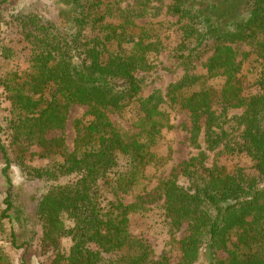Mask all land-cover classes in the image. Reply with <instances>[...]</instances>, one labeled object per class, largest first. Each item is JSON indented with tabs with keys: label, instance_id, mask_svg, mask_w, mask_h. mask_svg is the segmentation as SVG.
Wrapping results in <instances>:
<instances>
[{
	"label": "trees",
	"instance_id": "16d2710c",
	"mask_svg": "<svg viewBox=\"0 0 264 264\" xmlns=\"http://www.w3.org/2000/svg\"><path fill=\"white\" fill-rule=\"evenodd\" d=\"M59 1L57 16L42 19L16 11L18 0H0V30L17 29L27 45L17 54L0 43V90L11 115L0 125L7 187L0 227L6 219L12 224V247L28 251L38 239L43 254H54L52 264H264V70L255 93H247V55L241 60L234 48L247 44L264 61V0H170L167 13L178 17L185 40L194 44L178 58L193 63L212 46L207 78L223 85L220 94L213 88L188 94L201 79L186 71L166 96L146 99L140 76L153 69L152 54L159 51L146 28H134L166 0H133L120 10L118 24L106 21V11L99 15L93 0ZM74 105L87 107L90 119L75 122L70 150L65 131ZM177 108L190 117L194 145L201 149L202 139L209 152L244 155L255 173L210 166L202 149L157 188L137 195L156 161L152 148L174 128L170 110ZM230 109L242 113L229 118ZM126 110L135 112L134 134L112 119ZM35 160L55 165L26 166ZM14 163L46 183L32 197L34 218L15 189ZM156 204L175 246L159 257L131 229L132 217ZM65 238L72 243L66 252ZM0 264H12L1 248Z\"/></svg>",
	"mask_w": 264,
	"mask_h": 264
},
{
	"label": "rangeland",
	"instance_id": "374dc122",
	"mask_svg": "<svg viewBox=\"0 0 264 264\" xmlns=\"http://www.w3.org/2000/svg\"><path fill=\"white\" fill-rule=\"evenodd\" d=\"M93 1L96 4L94 9L99 12V15L106 11V21L112 24H118L121 22L120 10H126L133 2V0ZM170 5V0L160 3L158 5L161 8L160 12L148 19L139 20L136 22L138 26L134 28V33L141 32V27L143 29L146 28L151 33V37L155 44H157L159 51L157 54H152L153 69L140 76V79L143 81V91L140 97L146 99L155 92L160 93L162 96H166L169 87L172 84L180 82L186 71H189L191 75L198 76L201 79V81L188 90V94L200 91L204 88H213L218 94H220L223 79H208L207 70L205 68L208 59L213 54L212 46L205 48L203 52L200 53V58L196 59L193 63H184L178 58L185 46L192 49L194 44L185 40L181 31V26L183 24L180 23L178 17L167 13V8ZM61 8H63V5L59 0H18L16 11L24 12L26 14L35 13L42 19H50L57 16L59 9ZM16 32L18 33V30L15 28H4L2 31L0 30V43L3 40L4 44L12 47L14 52L21 54L27 45L23 39H20L21 42L19 41ZM234 48L238 52L241 60L244 55H247V58L243 62L242 74L244 84L246 88H248L246 89L247 93H255V86H257L259 76L262 70H264V61L260 60L254 52V49L247 44L234 45ZM0 64L2 65V61H0ZM215 108L221 113L222 109L220 104L215 105ZM87 112L88 108L85 106L74 105L71 108L69 121L65 131L67 145L70 150L73 149V143L77 136L74 124L78 120L88 121L90 118L88 117ZM170 113L171 122L174 128L172 130H165L157 145L152 148V152L156 156V161L151 164L148 169V176L141 182V185L136 191L137 195L157 188L161 181L169 178L174 168L190 158L197 156L202 149L206 151L209 156L208 164L210 166L217 163L221 166H225L231 172L236 168H242L248 173H255L253 163L244 155L231 156L219 150L209 152L205 144H203L202 139V148L199 149L190 141L192 124L188 113L181 111L178 108L170 110ZM241 113V109L228 110L229 118L240 115ZM10 117V104L6 99V96L3 94V91L0 90V125L3 126V128L7 126ZM134 117V111L128 112V110H126L121 115L112 116V119L119 128L123 129V131L129 134H134L136 133L133 126ZM3 137H5L4 134ZM54 162L55 161L35 160L31 163L26 162V166L31 169L51 168L55 165ZM3 167L4 165L0 157V207L7 191L6 183L2 176ZM30 171L29 169H25L24 166L14 163L11 170V177L15 189L20 194L29 215L31 218H34V203L32 197L37 194L38 190H43L46 183L30 178L28 176ZM66 180L67 178L61 179L62 182H65ZM146 188L147 190H144ZM132 200V197L128 198V202H131ZM156 206L157 204L152 207L151 211L134 215L131 220V229L136 236L147 240L153 248L154 255L159 257L164 253H167L169 250H172L175 246L172 245L170 235L168 234L164 220L161 217L162 211L160 208H156ZM2 224L3 226L0 227V248L10 257L12 264H52L54 254L52 252L49 254H43L38 239L28 251L25 249L17 250L13 248L11 245V239L9 238L12 231V224L7 219L4 220ZM31 227H33V224ZM14 228L17 235L21 237L22 233L18 226H15ZM35 229L38 231V234H40V237V229ZM184 235L185 232L183 230V233L179 234V237L181 238ZM71 244L69 238L62 239L60 242L61 249L65 252L68 251Z\"/></svg>",
	"mask_w": 264,
	"mask_h": 264
}]
</instances>
